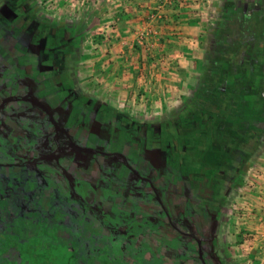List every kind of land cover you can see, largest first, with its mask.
<instances>
[{"label": "crops", "instance_id": "obj_1", "mask_svg": "<svg viewBox=\"0 0 264 264\" xmlns=\"http://www.w3.org/2000/svg\"><path fill=\"white\" fill-rule=\"evenodd\" d=\"M0 49L2 79L35 95V103L19 100L11 116H0V143L17 153L22 139L38 143L48 167L1 165L0 180L42 195L44 207L64 204L53 212L76 222L103 218L109 208L154 217L142 234L123 229L144 264L163 263L168 245L180 247L189 235L187 252L200 253V240L219 264H264V0H0ZM55 101L54 110H64L54 130L40 106L53 111ZM174 124L176 142L155 155L149 140ZM64 129L79 151L86 140L106 148L110 140V157H119L94 165L80 191L51 166ZM135 136L147 139L151 152L134 148ZM144 154V161L132 160ZM147 162L158 169L162 162V174L148 177ZM103 172L110 173L108 192L97 187ZM139 173L141 196L153 201L131 209L122 189ZM78 228L59 234L88 243L90 230Z\"/></svg>", "mask_w": 264, "mask_h": 264}, {"label": "rangeland", "instance_id": "obj_2", "mask_svg": "<svg viewBox=\"0 0 264 264\" xmlns=\"http://www.w3.org/2000/svg\"><path fill=\"white\" fill-rule=\"evenodd\" d=\"M31 30L28 29V32ZM30 33V32H29ZM28 34L25 36V38L22 39L21 44L26 48V50L29 48L28 45ZM30 42V41H29ZM16 44V42H15ZM25 44V45H24ZM15 46V45H14ZM1 51V49H0ZM197 103V102H196ZM165 119V118H164ZM153 120V119H152ZM181 122H184L183 119L179 120ZM155 128V125H153ZM113 128H111L112 130ZM156 130V129H155ZM164 136H158V138H151L149 137V141L153 142L150 145L153 144L154 148H151L154 151L155 155H159L163 152V148L167 146L169 143L168 140H170L171 135H175V132L177 133V127L176 125L168 126V129L166 126L162 129ZM191 131V130H190ZM199 133V132H198ZM137 134V132H135ZM168 135V137H166ZM193 135V134H192ZM191 135V136H192ZM194 138H199L198 134L193 136ZM134 148L140 147L141 150H143L144 153H148L151 151H146L147 147V139L145 141L140 140L138 136H135L134 139H130ZM107 141V148L99 147V149H104V153H113V144L112 141ZM168 141V142H167ZM105 142V141H104ZM170 142L174 144L176 141L174 139H171ZM96 143V142H95ZM84 144V143H83ZM89 144L90 149H96L98 148V145L92 144V142L87 143ZM81 146V145H80ZM96 147V148H94ZM5 149H9L8 147H4ZM115 148V147H114ZM116 149V148H115ZM106 150V151H105ZM10 151V150H8ZM160 152V153H159ZM142 154V153H141ZM140 155V153H139ZM146 154L143 155V161ZM108 158V157H107ZM112 162H117L118 157H109ZM108 158V159H109ZM145 164V167L147 168L148 177H153V171L155 172V175L162 174V162H160L159 168L157 165H152L151 163H143ZM153 167H151V165ZM112 166H115L114 163ZM165 166V164H164ZM160 172V173H159ZM110 173L103 172L101 174V181L97 182V187L104 189V192H108L109 182L111 179H109ZM168 174L165 173L163 177L166 178ZM250 172L246 174V178L248 179L250 177ZM106 177V178H105ZM105 178V179H104ZM170 183V182H169ZM91 187V186H90ZM24 189H20L18 185H13L10 180H0V255L4 253H10L11 250L15 249V251H18L19 254L17 257L15 263H11L9 261H6L5 263H2V258L0 257V264H129L127 263L128 256L130 259H134L138 264H144L142 259H140V251L136 249V242L134 245L132 244L133 241L130 240V237L128 236V233L123 230L124 228H129L131 232H140L142 234V228L144 225H151L155 223L154 217L148 218V217H141L138 216L137 211H128L126 213H123L122 211L118 210V208L114 210L108 209L106 210V216L102 218V215L100 214L97 216L94 221H75V220H69L70 217H65L63 215H57L55 216L54 210H61L64 208V204L58 202H54V204L45 205V207L48 208V210L51 212L47 216L49 217H55V220L52 222H40L42 225L45 224L44 230L46 231L47 236L50 237V235L57 236V238L53 240H57V244L60 245H38L36 246V252H33V250L28 248H23V246L19 247L17 243L19 242V238H27V233H17L21 237H13V233L11 230L8 231L9 224L11 223V219L13 218V213H17L21 211L19 206H16L15 201H19L20 199L25 200V202L30 201L29 199L36 198L37 196L34 194V192H31L28 190L25 186ZM245 191V189L243 190ZM130 192V191H129ZM104 198L107 197L105 200L114 201L112 199H108V193H104ZM139 196V195H138ZM136 196L132 191L130 194L127 195V198H123V196H120L117 201L122 202V204H125L128 200L131 203V209L136 207V203L138 201H142L146 205L150 206L151 202L153 201L151 197L143 198L142 196ZM89 202V200H87ZM93 209L96 210H104V208L101 207L102 202L101 201H91L89 202ZM119 203V202H118ZM116 206V205H115ZM43 206V210L45 208ZM66 213V210H63ZM236 212V211H235ZM260 215H258L259 218ZM139 219V220H135ZM105 222L106 235L100 234L102 233V226L99 227L101 224ZM75 224L79 227L77 230H79L80 233L83 235L85 234L86 229L88 228L90 230V240L88 243L85 242V240H81V244H78L75 242L74 239L69 238V235H65L60 233L59 231L65 230L68 232V230ZM41 227V226H40ZM40 228L37 226L36 228H33V232L36 231V234L40 232ZM115 229H117V233L115 232ZM121 229V230H119ZM31 234V233H30ZM105 236V237H104ZM128 236V237H127ZM128 239H127V238ZM53 238V237H52ZM40 238L36 236V241H38ZM52 239H50L51 242ZM12 241H15L13 244ZM52 243V242H51ZM136 244V245H135ZM29 245V244H28ZM23 248V249H21ZM127 255V256H126ZM131 264V263H130ZM148 264H162L161 261L151 262L148 261Z\"/></svg>", "mask_w": 264, "mask_h": 264}, {"label": "flooded vegetation", "instance_id": "obj_3", "mask_svg": "<svg viewBox=\"0 0 264 264\" xmlns=\"http://www.w3.org/2000/svg\"><path fill=\"white\" fill-rule=\"evenodd\" d=\"M2 68L3 67L0 65V74L1 75L3 73ZM1 75H0V116H3L4 112L7 113V116L8 115L11 116V114H10L12 112L11 107L14 106V104L17 103V101H19V100H21V102L22 101H29L28 102L29 104L31 102L35 103L33 100V98H34L33 96H35V95L32 92H30L26 89L25 90L24 89L23 90H16V88H19V86H17L18 84H17L16 79L15 80L9 79V82L6 83V81L2 79L3 76H1ZM12 81L14 82V84ZM57 101H55V104L52 105L53 111L50 110L48 108L47 104H45V103H41V106H40V111L42 112L43 117L46 119V126L49 125L54 130H55V128L58 127V124H60L59 123L60 121L56 117L59 113H62L64 110V108H62V107H60L58 109V112H56L57 109L54 110V108L58 107V105H60V103H61V101H59V102H57ZM2 125H4V124L2 122H0V130L2 129ZM60 134L62 136L63 135L66 136L67 139H66V141L63 142V144L61 142H59V144H58V141H57V146L59 147L61 152L58 153V155L57 154L55 155L54 160L51 163L52 164L51 166H52V168L57 170L56 173H58L57 175H59L60 179H64L67 176H69L70 181L74 179L75 182L78 184V186H76V189L78 191H80V188H81L80 185L86 186V184L88 183V182H86V180L88 178L87 175L89 173L91 174V171L95 168L94 165L96 166L99 163L101 164V161L107 159V157H110L111 155H109V153H107V152L104 153V149H99L96 147H94L96 149L88 148V147H90L89 144H87V143H90L88 140L83 142L86 145H84V148H81L82 151H79L77 149V147L80 145H78L76 143V141L73 140V138H70V136H69L70 134L68 132H65V129H64V133H62L61 131L58 133V137H61V136H59ZM143 140H145V139H143ZM21 142H23L25 145L21 148L19 147L20 150H18V153L8 151L9 149L8 150L5 149L4 148L5 146L2 143H0V166L4 165V166L8 167V165H11V167H18V166L22 165L24 167L33 168L34 172H38V171L46 168L47 167L46 166L47 161L44 163V160L42 159L44 156H46V155H43L44 152H42L43 151L42 146H40L38 143H29V145H28V144H26V140H24V139H22ZM98 147H100V146H98ZM16 150H17V148H16ZM55 150H56V148H55ZM55 150H54V152H55ZM27 154H28V157H26ZM98 159H100V161H98ZM142 159H143L142 156L141 157L137 156V157H134L132 160H134L135 162H137V161L140 162V161H143ZM144 159H145V157H144ZM89 163H91L90 166L87 165ZM60 165L65 166V168L63 170H60L57 167V166L60 167ZM78 166H81V167H78ZM82 167H86L87 169L84 168V172H83ZM132 167H134V166L132 165ZM151 167H153V166L151 165ZM58 169H59V171H58ZM97 169H100V167ZM150 170L151 169H149L148 171H150ZM153 174H155L154 171H153ZM140 176H141V178L137 179V182H134L133 185L126 186V187H124V189H122L124 191V193L127 194V192L130 193L132 191L135 195L139 194V196H141V194H143V190L139 189L140 188L139 186H142L144 184V182L142 181V179H143L142 174H140ZM70 185L74 186V184H70ZM118 187L121 189L120 186H118ZM158 195H159V193H158ZM119 230H121V229H119ZM174 233L175 232H172V237L175 236ZM187 239H190V235L183 237L184 242L180 245V247L174 246L173 244H169L167 247L168 250L164 253L165 259H164V262L162 264H219L218 261L215 262L216 259H214L212 256L210 259V253H205V251L203 249L204 245L201 244L200 240H199L198 244L201 245V250L203 252L201 251L199 253L198 250H197V253L187 252L184 249V248H186V244L184 245V243H185V241H187ZM183 240H181V242ZM205 241L206 240L203 239L204 243H205ZM205 254H207V257H205ZM200 256L201 257L203 256V257L201 258ZM195 258L197 260H195ZM127 263H129V258L127 259ZM135 263L136 262L134 261V264Z\"/></svg>", "mask_w": 264, "mask_h": 264}, {"label": "trees", "instance_id": "obj_4", "mask_svg": "<svg viewBox=\"0 0 264 264\" xmlns=\"http://www.w3.org/2000/svg\"><path fill=\"white\" fill-rule=\"evenodd\" d=\"M37 196V195H36ZM42 195L37 196L33 199H29L30 201L25 202V200L20 199L19 201H15L16 206H19L21 211L17 213H13V218L11 219V223L9 224L8 231L11 230L13 233V237H21L17 233H27L28 236L27 238H19V242L17 245L19 247L23 246V248H28L30 247L33 252H36V246L38 245H60L57 244V240H53L54 238L56 239L57 236L50 235L47 236L46 231L44 230L45 224L42 225L40 222H51L52 220H55V217H49L47 216L49 213L47 211V207L44 208L43 210V204L41 203V197ZM47 214H45L44 213ZM58 214L55 213V216ZM52 221V222H53ZM39 227L40 232L36 234V231L33 232V228ZM41 226V227H40ZM31 228V229H30ZM31 233V234H30ZM36 236L39 237L40 239L36 241ZM53 237V238H52ZM84 237V236H83ZM50 239L51 242H50ZM83 240L87 241V238L84 237ZM85 241V242H86ZM14 244L15 241H12ZM29 244V245H28ZM21 248V249H23ZM19 252L15 251V249L11 250L10 253H4L3 255L1 254L0 257L2 258V263H5L6 261H9L11 263H15L17 259L16 256H18ZM36 264V263H35ZM38 264V263H37ZM133 264V263H132Z\"/></svg>", "mask_w": 264, "mask_h": 264}, {"label": "built area", "instance_id": "obj_5", "mask_svg": "<svg viewBox=\"0 0 264 264\" xmlns=\"http://www.w3.org/2000/svg\"><path fill=\"white\" fill-rule=\"evenodd\" d=\"M167 2H172L173 0H166ZM159 13H155L151 16L152 20L159 19ZM161 18V17H160ZM144 40V38H143ZM260 215L262 217V221L264 220V206L260 209Z\"/></svg>", "mask_w": 264, "mask_h": 264}]
</instances>
